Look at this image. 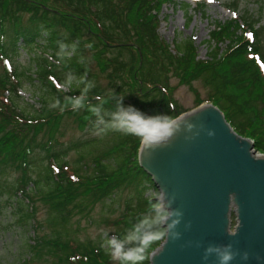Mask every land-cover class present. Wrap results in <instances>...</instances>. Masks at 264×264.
Here are the masks:
<instances>
[{
	"label": "trees",
	"instance_id": "16d2710c",
	"mask_svg": "<svg viewBox=\"0 0 264 264\" xmlns=\"http://www.w3.org/2000/svg\"><path fill=\"white\" fill-rule=\"evenodd\" d=\"M164 3L176 5L177 1L0 0V93H10L7 101H0V162L21 171L16 191L28 196L26 185L32 182L36 186L42 201L50 205L48 221L53 216L61 227L66 225L69 208L78 199L105 201L122 186H131L139 197L134 198L135 203L128 198L116 222L120 227L112 233L115 240L123 243L124 252L139 247V241H129L127 237L143 220L142 215L150 212L154 218L161 210L152 197L158 188L138 162L141 138L121 127L120 117L135 111L146 120L159 117L171 121L184 112L173 98L169 77L177 78L178 84L191 90L192 82L201 79L208 89L205 101L216 105L232 128L252 139L255 150L264 153V44L259 21L248 13L244 19L236 16L214 25L205 40L206 57L201 59L192 40H175L171 46L159 36L158 14ZM232 4L236 6V2ZM245 23L254 28L251 38ZM85 49L91 52L99 70L106 73V86L91 83ZM36 50L54 61L48 64L39 56L41 60L34 61L35 79L30 74L31 65L14 59L21 51L31 53L34 59ZM56 63L65 71L75 70L76 85H70L67 92L60 88L63 80L53 76ZM20 76L40 91L38 108L30 106L25 111L17 107ZM202 102L197 99L195 106ZM64 117H71L82 130L113 136V142L96 158L110 165L109 169L97 167L89 175L73 173L71 178L62 168L68 151L79 150L83 142L95 139L78 137L67 145L58 142L56 134ZM40 133L48 135L40 143L43 157L33 154ZM44 160L53 167L47 177L45 167H38ZM32 167L42 170L37 179L27 176V169ZM141 206L144 211L135 210ZM30 217L27 212V222ZM51 234L34 246L47 245L49 250L59 251L61 260L68 264H110L114 252L108 243L110 233L95 245L75 246L61 241L63 231L52 230ZM161 241L153 244L145 252L146 258L137 264H150L149 254ZM119 264L125 262L119 259Z\"/></svg>",
	"mask_w": 264,
	"mask_h": 264
},
{
	"label": "water",
	"instance_id": "95a60500",
	"mask_svg": "<svg viewBox=\"0 0 264 264\" xmlns=\"http://www.w3.org/2000/svg\"><path fill=\"white\" fill-rule=\"evenodd\" d=\"M171 122V135L138 152L168 212L150 264H264V153L212 103Z\"/></svg>",
	"mask_w": 264,
	"mask_h": 264
},
{
	"label": "rangeland",
	"instance_id": "374dc122",
	"mask_svg": "<svg viewBox=\"0 0 264 264\" xmlns=\"http://www.w3.org/2000/svg\"><path fill=\"white\" fill-rule=\"evenodd\" d=\"M176 1V5L170 3L162 4L158 14V34L171 46H173L175 40L190 39L196 47L198 57L204 59L207 52L205 40L214 25L237 15L244 19L248 13L259 21L260 27L258 29L263 28L260 31V37L264 44V0H199L197 3H193L192 0ZM232 2H236V6ZM185 4L186 6H184ZM201 4H203V7H200ZM189 17L190 19L188 20ZM244 27H247L246 23ZM252 29L254 28H249L247 31H252ZM35 55L33 59L34 55L21 51L19 57L15 58L14 61H19L22 65H31L30 74L36 79L34 61L39 62L41 59L38 57L44 56L39 54L38 50L35 51ZM67 58L69 59L68 62L71 63V58ZM84 58L87 61L91 83L106 86L107 75L99 70L98 64L88 49H85ZM46 60L48 64H52L47 58ZM55 65V74L53 76L55 79L57 77L63 80L60 88L62 87L63 90L67 91L71 89L70 85L75 86L74 68H68V71H65L66 69L60 67L59 64L56 63ZM1 73H3V64L0 61ZM20 81L22 85L17 89L16 96L14 95L17 98V107L25 111L30 106L38 108L40 106L39 98H41L40 91L36 89L35 84L24 77H21ZM168 81L172 86V95L178 108L184 112L194 108L197 99H202L203 102H206L208 89L201 79L192 82L194 90H191L187 85L178 84L177 78L173 76L169 77ZM34 83L36 82L34 81ZM9 96L10 93L4 90L0 93V101H7ZM47 137V133H40L37 136L36 147L33 151L34 155L44 156L40 143H44ZM78 137H95V139L87 144L83 142L77 147L79 150L68 151L62 159V168L67 171L69 176L73 173L89 175L93 172V169L94 171L97 170V167L100 170L103 169V166L108 169L111 167L106 163L99 162L96 158L104 148L113 142V136L101 134L96 130H82L71 117H64L56 134L58 142L67 145L74 140L76 141ZM47 163L49 162L45 160L43 163H38L40 169L45 167L44 176L46 177L53 170L50 163V166L47 167ZM40 171L32 167L30 170L27 169V176L31 179H37L38 173H42V170ZM21 180L20 170L0 162V264H68L66 261L61 260L63 256L59 251L49 250L47 245L27 249L26 244H31L33 240L40 242L41 239H49L52 235V230H56L63 231L64 236L61 241H69L72 246L79 243L95 245L100 239L105 238L109 233H114L120 227L116 222L121 219V213L125 209L128 198L132 197V203H135L134 198L139 197L135 195L131 186L124 185L113 192L111 199L105 201L91 202L87 199L82 202L78 199L69 208L70 216L65 223L66 225L61 227L58 226L61 225V222L57 221V219L55 220L53 216L48 221L50 205L42 201L43 197L36 191V186L35 188L33 187L32 182H29L25 187L30 202L26 201L27 197H22L18 190L16 191L15 188L18 187ZM159 195L157 191L152 197L156 198ZM151 206L154 207V204H151ZM156 206H159V202ZM31 208L32 217L27 222V212H30ZM26 209H28L27 212ZM144 209L145 207L141 206L135 210L144 211ZM146 217L153 218L150 212L142 215L143 220ZM32 220L36 221L37 226ZM112 255L110 264H119V259H112Z\"/></svg>",
	"mask_w": 264,
	"mask_h": 264
},
{
	"label": "clouds",
	"instance_id": "9594fccd",
	"mask_svg": "<svg viewBox=\"0 0 264 264\" xmlns=\"http://www.w3.org/2000/svg\"><path fill=\"white\" fill-rule=\"evenodd\" d=\"M193 3L199 0H192ZM120 126L127 131L141 138V143L146 148L154 149L166 135H171L173 123L170 120H162L159 117L145 119L138 112L125 113L120 117ZM168 217L167 211H161L154 218L146 217L135 228L133 234L129 235V241H139V247L133 248L127 252L123 251V243L113 239L108 243L114 249L112 259H120L123 262L131 261L132 264H137L143 261L145 252L149 251L153 244L161 241L166 236V230L157 226L161 225ZM229 255H224L222 260L225 262L230 260Z\"/></svg>",
	"mask_w": 264,
	"mask_h": 264
}]
</instances>
